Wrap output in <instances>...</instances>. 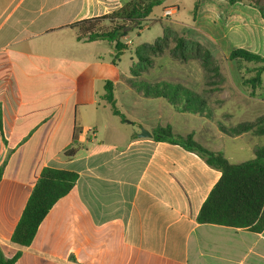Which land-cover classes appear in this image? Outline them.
Instances as JSON below:
<instances>
[{
	"label": "crops",
	"instance_id": "0c3cea01",
	"mask_svg": "<svg viewBox=\"0 0 264 264\" xmlns=\"http://www.w3.org/2000/svg\"><path fill=\"white\" fill-rule=\"evenodd\" d=\"M129 1L0 0L4 254L10 258L21 250L16 264L29 258L33 264H264V230L198 222L221 172L178 144L154 139L157 129L170 127L177 135L192 134L232 164L255 157L264 136L239 133L238 127L264 115V63L229 56L246 49L264 57L261 12L243 2L203 0L211 8L203 21L222 28L223 38L200 28V22L191 37L243 68L241 85L186 86L197 98L172 106L129 85L131 72L121 69L114 43L79 41L72 27L111 14ZM127 36L122 39L126 46ZM258 71L261 86L245 85ZM181 77L192 82L191 75ZM107 81L114 84L117 110L125 108L136 120L133 134H122L112 122L102 123V109L111 107L103 99ZM187 105L196 113L185 111ZM119 112L124 120L112 110L120 123H129ZM99 128L105 130L102 140ZM141 128L152 137H141ZM45 167L73 171L78 181L51 209L31 246L22 248L11 243V236Z\"/></svg>",
	"mask_w": 264,
	"mask_h": 264
},
{
	"label": "trees",
	"instance_id": "16d2710c",
	"mask_svg": "<svg viewBox=\"0 0 264 264\" xmlns=\"http://www.w3.org/2000/svg\"><path fill=\"white\" fill-rule=\"evenodd\" d=\"M163 0H131L120 9L101 17L83 20L72 27L76 30L79 41L93 42L104 40L114 43L115 57H119L127 46L123 37L132 26L141 30L154 8ZM201 0H196V9ZM230 3L243 0H227ZM249 4L259 9L264 18V0H252ZM163 28V36L153 42H144L135 49L136 61L130 68L132 78L128 80L131 87L146 98H164L172 106L191 104L197 96L186 86L165 81L149 83L139 81V78L152 66L153 56L161 54L168 47L170 40L174 43V56L187 61L203 59V65L209 69L208 63L212 52L196 40L174 34ZM230 60L242 62L264 63V57L246 49H235L230 53ZM213 69H216L214 66ZM216 71V70H215ZM261 72L247 79L245 85L253 89L261 86ZM104 101L111 105L113 113L120 114L116 107L114 84L107 81ZM190 105L184 106L187 112L196 113ZM238 132H253L264 136V115L256 122L243 123ZM154 139L159 142L178 144L188 151L199 155L212 168L221 172V178L211 190L202 205L198 222L201 224H216L234 228H249L252 231L264 230V146L255 149V157L249 161L232 164L221 152L205 149L192 134L181 136L174 134L170 127L159 128L154 132ZM74 150H71L73 152ZM68 153V152H66ZM4 166L0 167V181ZM78 174L64 169L45 167L34 185L23 213L11 236V243L22 247H30L38 229L54 205L67 196L78 181ZM22 255L19 250L12 257H7L0 246V264H16ZM73 259V257H70Z\"/></svg>",
	"mask_w": 264,
	"mask_h": 264
},
{
	"label": "rangeland",
	"instance_id": "374dc122",
	"mask_svg": "<svg viewBox=\"0 0 264 264\" xmlns=\"http://www.w3.org/2000/svg\"><path fill=\"white\" fill-rule=\"evenodd\" d=\"M251 1L252 0H243L242 2L244 5L248 6ZM195 2L196 0H163L159 6L154 8L148 20L144 22V31L140 32V28L137 25L132 26L128 32L127 39L125 40L128 41V49L121 56H119L121 69L129 73L133 61H136L135 49L144 42H153L158 37H162L164 27L171 30V37L176 34L179 36H185L187 39L192 40L193 38L191 37V32H193L192 30L198 25V22H200V28L203 30L206 29L213 35H216L219 39L223 38L222 28L211 25L209 21H203L204 13L211 11V8H208V10L205 8L207 2L205 3L201 0L197 9ZM165 7H175L178 12L176 14V11H173L171 14L167 15L166 18L162 19V14L166 10L164 9ZM238 8L242 9L243 7L238 6ZM223 24L226 29L224 22ZM170 41L171 42H169L168 47H166L161 54L153 56L152 66L139 78V81L149 83L165 81L173 84L179 83L189 87H192L196 83L201 85L202 82H204L205 85L216 87L219 85L231 86L235 85V83L236 85H241L238 77L241 72L244 73L243 68L237 67L234 63L230 62L225 55L212 53L211 59L208 63L209 69H207L203 65V59H189L187 61H183L175 57L173 52L174 43L172 40ZM214 66H216V69H213ZM185 74L193 77L191 80L193 83L188 82L187 78L181 77ZM230 75L234 76V81L231 83L228 81ZM102 104L104 103L102 102ZM124 109L125 108H119V111L126 115V121L129 123H120V117L115 116L112 113L110 106H105V108L102 109L100 118L102 119V123L112 122L113 126L119 128L122 134L125 133L126 135H130L137 131L138 126L135 124L136 120L132 118L133 116L127 114ZM235 113H238V111H235ZM132 122L134 123L133 125L130 124ZM232 122L234 124L233 119ZM224 124L227 125V122ZM142 129L143 128H141L140 132H142ZM230 129V131L234 133L236 128L232 127ZM100 132L101 135L98 139L102 140V138L105 137V130L102 128ZM261 140L264 141V137L263 139L261 138ZM22 264L33 263L29 258L25 259Z\"/></svg>",
	"mask_w": 264,
	"mask_h": 264
},
{
	"label": "water",
	"instance_id": "95a60500",
	"mask_svg": "<svg viewBox=\"0 0 264 264\" xmlns=\"http://www.w3.org/2000/svg\"><path fill=\"white\" fill-rule=\"evenodd\" d=\"M140 136L141 137H152V134L150 132H148L147 130L142 129Z\"/></svg>",
	"mask_w": 264,
	"mask_h": 264
},
{
	"label": "built area",
	"instance_id": "2783aa9c",
	"mask_svg": "<svg viewBox=\"0 0 264 264\" xmlns=\"http://www.w3.org/2000/svg\"><path fill=\"white\" fill-rule=\"evenodd\" d=\"M174 10L172 8H168L164 11V16L166 17L167 15L171 14ZM89 131H92L91 129Z\"/></svg>",
	"mask_w": 264,
	"mask_h": 264
}]
</instances>
